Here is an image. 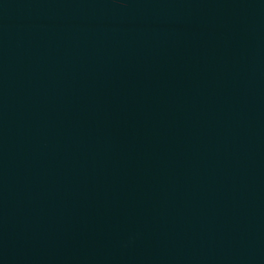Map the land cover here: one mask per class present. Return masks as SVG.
Instances as JSON below:
<instances>
[{"label": "water", "instance_id": "1", "mask_svg": "<svg viewBox=\"0 0 264 264\" xmlns=\"http://www.w3.org/2000/svg\"><path fill=\"white\" fill-rule=\"evenodd\" d=\"M195 83L264 156V0H93Z\"/></svg>", "mask_w": 264, "mask_h": 264}]
</instances>
